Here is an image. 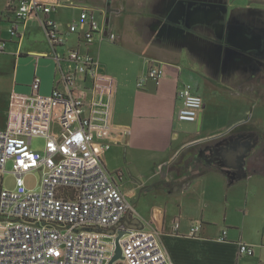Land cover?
Instances as JSON below:
<instances>
[{"label": "crops", "instance_id": "crops-1", "mask_svg": "<svg viewBox=\"0 0 264 264\" xmlns=\"http://www.w3.org/2000/svg\"><path fill=\"white\" fill-rule=\"evenodd\" d=\"M20 1L5 0L0 8V38L6 42L5 49L0 51V129L8 124L13 96L30 93L35 75L41 77L42 94H49L56 87L64 89L45 26L34 19L21 26V36L9 33V27L18 19ZM38 1L52 6V11L43 17L59 24L65 43L58 45L56 51L67 72L75 71L68 59L69 51H87L101 62V89L118 86L119 75L99 56L104 43L128 52L132 68L139 62L135 75L138 82L148 74L150 67L164 68L159 84L151 79L142 86L137 82L140 90L131 112L136 120H141L140 124H157L150 145H139L140 149L155 154L150 155L148 169L130 167L129 176L123 181V173H118L127 170L121 165L114 171L108 169L136 210L126 213L116 226L121 225L126 230L138 226L157 229L175 264H264V89L258 95L248 75L244 76V85L235 82L232 87L222 88L211 83V77L219 79L220 76L204 68L202 45L208 36L219 34L217 24H210L218 18V12L201 6L189 8L193 1L200 0ZM176 4L180 8H174ZM174 9L173 19L168 20ZM83 10L94 14L100 23V31L94 34L95 40L90 44L86 43L89 26L81 24ZM107 18L110 19L108 24ZM73 22L80 23L76 32L69 30ZM112 33H116L115 40L110 39ZM183 84H191L204 100L199 113L201 126L198 120L192 122L195 131L191 132L174 127L176 119L178 126L185 122L177 116L181 106L177 90ZM201 84L205 93L201 92ZM221 90L239 104L235 106L234 118L224 120L216 112L215 103ZM113 124L112 146L126 148L133 143V138L135 143L141 141L138 126L124 121ZM238 127L243 134L254 132V135L239 136V148L222 151V136ZM206 144L216 146L221 154L208 159L205 153L209 151L199 146ZM241 155L245 160L242 170L234 160ZM154 191L162 205L142 213L138 209L142 196ZM197 224L202 225L198 235H190ZM114 227L105 232L110 234ZM225 229L227 239L219 240ZM240 242L252 244L254 254H241ZM120 262L123 261L115 264Z\"/></svg>", "mask_w": 264, "mask_h": 264}, {"label": "built area", "instance_id": "built-area-1", "mask_svg": "<svg viewBox=\"0 0 264 264\" xmlns=\"http://www.w3.org/2000/svg\"><path fill=\"white\" fill-rule=\"evenodd\" d=\"M51 11L52 6L38 0H21L18 19L8 29L12 36H21V26L31 20L45 26L64 89L42 94L41 77L35 75L30 93L13 96L8 124L0 129V174L11 160L16 175L13 190L0 189V264H109L116 236L105 230L136 211L102 159L115 141L113 94L101 89V62L89 52L69 51L74 72L61 66L56 47L65 38L57 21L46 17ZM80 19L89 26L86 43H93L100 31L97 17L83 10ZM79 26L71 23L70 32ZM116 37L112 33L110 39ZM5 47L0 38V51ZM164 73L162 66H152L138 83L142 86L151 79L159 84ZM177 99L181 102L178 119L196 122L204 104L202 95L191 84H183ZM36 137L45 139L43 151L33 147ZM37 170L41 189L33 191L25 176ZM201 228L195 225L190 235L197 236ZM227 236L225 229L218 239ZM121 245L126 264H175L157 229H131ZM239 252L253 255L254 247L240 242Z\"/></svg>", "mask_w": 264, "mask_h": 264}, {"label": "flooded vegetation", "instance_id": "flooded-vegetation-1", "mask_svg": "<svg viewBox=\"0 0 264 264\" xmlns=\"http://www.w3.org/2000/svg\"><path fill=\"white\" fill-rule=\"evenodd\" d=\"M234 2L235 0H200L189 5V8L201 6L218 12V18L210 21V24H217L219 34L217 37L212 35L204 39L203 65L209 73L220 76L219 79L211 77V83L222 88L232 87L235 82L244 85V76L248 75L251 86L261 95L264 89V0H246L243 5H235ZM224 9L226 12H223ZM242 135L252 137L254 132L243 134L238 127L222 136V151L232 147L239 148L238 138ZM199 146L201 150L209 151L205 153L208 159L217 158L221 154L211 144ZM244 161L242 155L239 169L243 168ZM128 176L127 170L123 172L121 180Z\"/></svg>", "mask_w": 264, "mask_h": 264}, {"label": "rangeland", "instance_id": "rangeland-1", "mask_svg": "<svg viewBox=\"0 0 264 264\" xmlns=\"http://www.w3.org/2000/svg\"><path fill=\"white\" fill-rule=\"evenodd\" d=\"M0 1V8H3L5 0ZM245 3L246 0H235L234 2L235 5H243ZM100 54V58H104V60H107V64L109 65L110 70L119 75V81H121L119 85L117 84L119 87L113 86L105 89L106 91L113 94L112 122L121 123L122 121H124L127 124L133 123V127L138 126L137 134L140 135L139 138L141 140L138 143H135V138H133V143L126 148L123 146H115L114 144L111 150L103 153V161L105 165H107V169H109L110 171H114L120 165L124 170H127L130 167H138L140 170H147L150 164V155L154 157L155 154H150L149 150L140 149L141 146L139 145H141L142 143L150 145L153 136V129L157 127V124H151L149 122H146L144 125L140 124L141 120H136V115L134 114L133 116L131 114L138 100V91L140 90L137 85L138 80L135 76L137 71L136 68L138 67L137 64L139 62L133 66L135 68L134 70V68H132V64L128 60L129 58H131L128 52L124 50H117L112 46L109 47L108 45H106V43L102 45ZM135 62H137V60H135ZM200 89L202 93H205V89L203 88L202 84ZM219 94V98H217L215 103L216 112L220 118L228 120V118H232L234 116L233 114L235 113V106L237 107L239 104L235 102L229 94L225 95L223 90H221ZM141 101L142 99L139 96V102ZM123 117L124 119H122ZM149 118H151V122H153V115H151ZM253 122L254 121H252L251 123ZM178 124L179 123L176 119V124H174L175 128L183 130L186 129L187 132L195 131L192 122H181L180 126H178ZM44 144L45 139L43 138L36 137L33 140V147L37 150L43 151ZM109 156H111V158ZM12 169L13 162L10 160L6 165V172L4 173V175L1 176L0 174V189L4 188L13 190L16 187V175L12 172ZM25 181L28 189L39 191L41 189V172L37 170L28 173L25 176ZM155 192L156 191L142 196L143 199L139 202L138 206V209L142 213H144L145 210H152L153 208H155L156 210L162 205L159 203L158 199H156ZM237 214L238 213H236V215ZM119 264L125 263L120 262Z\"/></svg>", "mask_w": 264, "mask_h": 264}, {"label": "water", "instance_id": "water-1", "mask_svg": "<svg viewBox=\"0 0 264 264\" xmlns=\"http://www.w3.org/2000/svg\"><path fill=\"white\" fill-rule=\"evenodd\" d=\"M191 5H193V3H191ZM179 6L180 5L176 4V6L174 8H178ZM108 9L110 10V7ZM223 12H226V9H224ZM174 13H175V9L172 11V13H170V15L167 17V19L168 20H172L173 19L172 16H173ZM106 23L107 24L110 23V19L109 18H107ZM201 121H202V116L200 115L199 118H198V122H199L200 126H201ZM200 126H199V129H200ZM235 151H237V150L235 149ZM234 160H235V162L237 161L239 163L240 160H242V155L241 156H237ZM238 168H239V165H238ZM138 227L140 228L141 226H138ZM128 232H129V230L121 228V225L115 226L111 230L110 235H115L116 237H115V251H114L113 256L110 259L109 264H115L116 262H118L120 260H123L124 256H123V250H122V245H121V239Z\"/></svg>", "mask_w": 264, "mask_h": 264}]
</instances>
